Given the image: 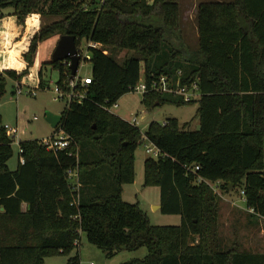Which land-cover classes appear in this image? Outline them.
<instances>
[{"label":"trees","instance_id":"16d2710c","mask_svg":"<svg viewBox=\"0 0 264 264\" xmlns=\"http://www.w3.org/2000/svg\"><path fill=\"white\" fill-rule=\"evenodd\" d=\"M8 6L21 25L32 13L53 19L30 37L22 71L0 70V96L7 79L21 81L29 73L38 44L51 36L74 35L77 47L82 38L101 47L88 48L92 78L86 98L61 112L60 127L73 139L70 150L76 154L23 139L18 159L24 161L9 169L12 142L0 114V264H42L46 256L78 247L81 233L107 256L146 248L144 256L125 264H264V254L221 247L220 197L208 184L240 189L245 206L264 217V0L199 1L193 50L164 48L166 32L182 29L177 0H0V10ZM153 17L160 24L148 21ZM123 49L135 54L118 61ZM141 60L146 79L181 70L182 83L197 82L195 100L150 91L142 101L197 102L198 129H186L172 117L151 121L142 133L107 109L132 91ZM45 65L58 71L57 82L71 78L64 61L46 60L38 87L45 85ZM143 136L161 151L144 159L143 185L159 187V209L180 215L177 225L151 224L138 203L122 199L123 185L134 180L135 150ZM69 168L77 169L76 190ZM67 264H79L78 251Z\"/></svg>","mask_w":264,"mask_h":264},{"label":"rangeland","instance_id":"374dc122","mask_svg":"<svg viewBox=\"0 0 264 264\" xmlns=\"http://www.w3.org/2000/svg\"><path fill=\"white\" fill-rule=\"evenodd\" d=\"M199 1L203 0H177L182 29L177 33L166 32L164 48H169L171 45L176 44L187 48L189 47L190 50H193L197 46L198 32L196 28L195 11ZM0 13L4 16L10 13L13 14V7L8 6L2 8ZM51 19H53V17L43 16L41 17V24ZM148 21L154 25L160 24L157 17H153ZM36 24L33 18H29L28 35L36 28ZM6 34H8L6 31H2L1 33V40H3V43L4 41L8 42V40H6ZM54 36H56L57 39L59 37L57 34ZM87 43L88 40L82 38L79 45V49L82 53V60L77 70L79 76L92 74V64L89 60L91 52L87 48ZM24 45L25 41L18 44V50L25 49ZM17 51L11 49L10 53L7 52L4 56L0 53V65L3 68H11L17 72L20 71L16 69L18 68L16 59ZM134 54L132 50L123 49L118 52L117 60L122 61L126 55ZM4 58H8V65L5 61L3 63ZM18 59L21 61V58ZM43 61L40 62L38 71ZM47 61H51V55ZM37 72L34 75V79L36 78ZM143 72L144 61L141 60V77L144 76ZM58 76L59 74L56 69H53L50 65H45L42 68V77L45 85L44 87H38L36 84L35 86L37 88L35 94L30 93V89L35 87L34 85L23 84L21 86V92L18 93L15 81L7 79L5 92L0 96L1 125L18 126L19 129V134L12 142L13 155L7 162L9 168H15L17 166L19 160L18 141L19 139H25L26 130L30 133L31 138L38 140L51 135L53 132L54 128L46 120L45 112L49 111L53 114H61L64 108L65 100L54 98L55 93L53 89L58 81ZM142 97L143 94L140 92L133 90L129 91L117 100V105H113L111 111L125 120H130L133 116H136V126L139 127L142 133H144L151 121L163 123L166 119L172 117L177 118L179 124L186 129L196 130L199 128L197 102L182 105L170 102L147 105L142 101ZM148 146L152 147L153 144L143 136L142 142L135 150V177L133 182L123 185L122 199L128 203H138L139 207L146 212L151 224L177 225L181 220L180 215L165 214L162 213L159 208H156V205H159L160 202L159 187L156 185H143L144 159L153 156L146 151ZM219 184L220 181H216L210 183V186L220 197L216 230L220 237L221 247L225 249L234 246L238 250L244 252L264 254V217L253 213L245 206L243 202V193L240 189H232L233 185H231L229 191H223L219 187ZM111 187L112 182L108 175L104 188L107 189L108 192L112 189ZM77 251L79 255V264H125L126 261L133 257L144 256L146 248L143 246L135 250L122 249L111 256H107L104 251L90 243L84 233H81L78 247L73 248L67 254L58 253L56 255L46 256L42 264H67L69 257L75 255Z\"/></svg>","mask_w":264,"mask_h":264},{"label":"built area","instance_id":"2783aa9c","mask_svg":"<svg viewBox=\"0 0 264 264\" xmlns=\"http://www.w3.org/2000/svg\"><path fill=\"white\" fill-rule=\"evenodd\" d=\"M100 48L101 44L99 42L95 41H88L87 48ZM78 55L82 58L81 50L79 49V46L77 47ZM104 53H107L108 51L106 49L102 50ZM64 61L68 66L70 64V61L68 59L62 60ZM81 61H79L80 64ZM79 67V65H78ZM70 69V68H69ZM0 70H2L0 65ZM78 70V68H77ZM71 73V71H70ZM182 72L181 70H178L175 73V76H166V75H160V76H153L149 79H146L144 77H140L137 83L131 88L133 91L140 92L142 94H145L146 92L150 91H157L163 94H173L180 96L183 101H192L197 99L200 96V91L198 88L197 82L191 81L189 83L181 81ZM91 75H85V76H79L77 74V71L74 76H71L70 79L67 81H64L63 83L56 82L54 86V93L55 99L65 100V104H68L71 101H77L82 102L86 96H87V86L91 83ZM36 84L38 86L39 78H38V72L36 74ZM16 84V90L18 93L21 92V86L23 83L21 81H15ZM34 84V86L36 85ZM33 86V85H32ZM36 86L32 87L30 89L31 94H35ZM117 105V101L113 103L110 106H106L109 111H111L112 106ZM112 112V111H111ZM36 118V117H35ZM136 116H133L130 120H128L129 123L136 125ZM164 123V122H163ZM6 135L11 139V142L14 141V138L19 134L18 126H9L7 124L3 125ZM20 139L18 141L19 146V152H21L20 148ZM39 142L49 151H58V150H68L69 154H76L77 152H72L70 150L71 145L73 144V139L60 127V122L57 124L56 127H54L53 132L51 135L47 137H43L39 140ZM146 151L153 155L154 157H158L161 154V151L155 147L154 145L148 146L146 148ZM20 162H23V157L19 158ZM195 169L198 168L197 165L194 166ZM67 177L71 181V186L73 190H76L79 186L78 181V173L76 168H69L67 170ZM208 182V181H207ZM208 184H210L208 182ZM73 203H76L74 200Z\"/></svg>","mask_w":264,"mask_h":264},{"label":"crops","instance_id":"0c3cea01","mask_svg":"<svg viewBox=\"0 0 264 264\" xmlns=\"http://www.w3.org/2000/svg\"><path fill=\"white\" fill-rule=\"evenodd\" d=\"M29 18H33L37 24H36V28L28 35ZM40 25H41V16L38 13H32L28 15L23 25L17 23L16 17L12 13H10L7 16L3 15L0 18V53H2L3 56L6 55L7 52L10 53L11 49H13L14 51L15 50L17 51L18 44L25 41V45H24L25 49L18 50L16 53V59H17V64H18V68L16 69L20 71L23 70L26 66V62L24 59H22L23 58L22 55L24 52H26L28 48L30 37L37 29H39ZM2 31L8 32V34H6V37H7L6 40H8V42L4 41L3 43V40H1ZM56 41H57V37L51 36L38 44L35 55H34L33 64L29 67V73L25 75L21 80L23 84H30V85L36 84V79H34V75L38 71L40 62L43 60L45 61L50 57L52 50L56 44ZM18 58H21V61ZM4 61L7 62V65H8V58H4L3 63ZM2 69H7V68L4 67ZM26 132L27 130L25 131V133ZM15 168H9V169L13 170Z\"/></svg>","mask_w":264,"mask_h":264},{"label":"water","instance_id":"95a60500","mask_svg":"<svg viewBox=\"0 0 264 264\" xmlns=\"http://www.w3.org/2000/svg\"><path fill=\"white\" fill-rule=\"evenodd\" d=\"M79 58L80 57L78 55L75 36L69 34L60 35L51 53V61H62L68 59L70 61L69 68L71 71V76H74L79 65ZM45 118L54 128L60 122L61 114H53L49 111H46ZM29 138H31L30 133L27 131L25 133V139ZM156 208H160V204L156 205Z\"/></svg>","mask_w":264,"mask_h":264},{"label":"bare ground","instance_id":"6f19581e","mask_svg":"<svg viewBox=\"0 0 264 264\" xmlns=\"http://www.w3.org/2000/svg\"><path fill=\"white\" fill-rule=\"evenodd\" d=\"M1 68H3V67L1 66Z\"/></svg>","mask_w":264,"mask_h":264}]
</instances>
